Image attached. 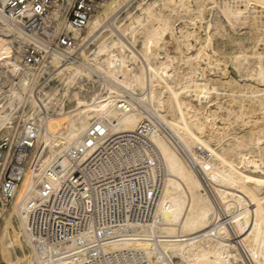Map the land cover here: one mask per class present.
<instances>
[{
	"label": "bare ground",
	"instance_id": "6f19581e",
	"mask_svg": "<svg viewBox=\"0 0 264 264\" xmlns=\"http://www.w3.org/2000/svg\"><path fill=\"white\" fill-rule=\"evenodd\" d=\"M23 1L0 0V264H264V0H101L81 29L75 0Z\"/></svg>",
	"mask_w": 264,
	"mask_h": 264
},
{
	"label": "built area",
	"instance_id": "2783aa9c",
	"mask_svg": "<svg viewBox=\"0 0 264 264\" xmlns=\"http://www.w3.org/2000/svg\"><path fill=\"white\" fill-rule=\"evenodd\" d=\"M23 0H10L9 4L5 7L3 10V13L8 14L14 11H17L18 8L23 6ZM33 3L36 4V7L38 8V0H33ZM101 0H75L73 3V6L69 13V21L74 25L75 28L81 29L85 26L87 19L94 14L97 9L99 8ZM29 30V29H28ZM46 36V42H44V46L47 50L50 52H56L64 55L63 57L65 59L69 58L70 56L66 55L64 52V49L69 48L74 44V39H72L67 34L61 33L58 36H56L53 33V30H48ZM37 55V52H34L33 49L29 48L26 51V56L30 55ZM30 58V57H29ZM30 62V59H28ZM22 146H19L16 148L18 151L19 148ZM6 149V142L0 141V164H1V158L2 153ZM15 162V161H14ZM19 169L15 167L12 164H9L3 171L2 174V183L4 185V191H8L10 189V186L13 185L15 182L17 185L19 184V178L15 180L16 177L15 174H19Z\"/></svg>",
	"mask_w": 264,
	"mask_h": 264
},
{
	"label": "rangeland",
	"instance_id": "374dc122",
	"mask_svg": "<svg viewBox=\"0 0 264 264\" xmlns=\"http://www.w3.org/2000/svg\"><path fill=\"white\" fill-rule=\"evenodd\" d=\"M229 71H230V73L232 74V75H234L235 76V73L233 72V70L229 67ZM2 264H4V263H2Z\"/></svg>",
	"mask_w": 264,
	"mask_h": 264
}]
</instances>
